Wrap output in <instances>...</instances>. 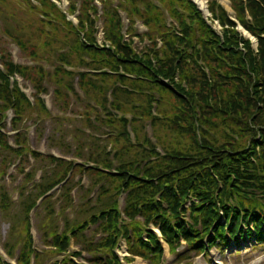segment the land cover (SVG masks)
Here are the masks:
<instances>
[{
    "label": "trees",
    "instance_id": "trees-1",
    "mask_svg": "<svg viewBox=\"0 0 264 264\" xmlns=\"http://www.w3.org/2000/svg\"><path fill=\"white\" fill-rule=\"evenodd\" d=\"M100 3L98 15L93 0H70L67 10L53 0H0V43L5 36L30 63L14 62L0 47V174L17 158V168L24 172L27 152L40 164L38 168H46V163L49 167L43 181L34 185L37 195L26 197L23 220L12 226L22 245L18 264H29L31 254L36 264H43L46 255L62 254L71 239L83 237L82 231L98 221L106 236L85 247L98 264H121L113 251L120 236L127 239L131 253L160 264L163 249L150 223L159 226L171 251L181 239L198 250L217 240L219 246H226L227 232L238 245V236L245 234L260 244L264 240V0H230L236 20L256 39V48L215 1L209 3V10L221 25L220 33L190 0ZM76 11L74 23L68 14ZM121 13L129 21L128 39ZM136 20L147 28L144 34L134 33ZM132 36L140 41L147 38L150 45L137 50ZM15 74L34 88L33 102L16 80L11 81ZM45 82L52 85L59 114H53L40 96L47 92ZM9 110L11 127L18 131L15 148L2 130ZM66 112L79 116V129L65 126L73 121ZM49 119L50 139L69 150L74 143L64 141L71 133L76 156L94 167L29 148L22 129L25 121L41 131ZM85 147L86 156L81 152ZM99 165L109 171L99 170ZM69 173L64 184L68 200L72 178L93 174L97 182L110 185L100 184L99 198L112 202L93 214L92 222L66 221L60 233L47 232L52 242L46 244L56 248L42 254L32 246L29 212ZM32 177L33 171L25 174L26 180ZM123 191L128 222L117 210V196ZM1 208L7 214L6 192L1 193ZM137 215L144 221H138ZM15 246L9 243L8 253ZM104 252L109 254L106 261L99 257ZM63 262L75 264L67 257Z\"/></svg>",
    "mask_w": 264,
    "mask_h": 264
},
{
    "label": "rangeland",
    "instance_id": "rangeland-1",
    "mask_svg": "<svg viewBox=\"0 0 264 264\" xmlns=\"http://www.w3.org/2000/svg\"><path fill=\"white\" fill-rule=\"evenodd\" d=\"M63 4L62 7L66 8L67 6V0H62ZM122 17H123V21L126 22L125 20V15L124 13H122ZM136 30L138 33H142L144 31L143 26L138 22L135 26ZM0 44H3L0 43ZM144 45L143 43L138 42L136 39H134V46L137 48V50L142 49ZM12 55V58L19 63H24V60L19 53L18 48L10 43V42H6L3 45ZM26 61V60H25ZM50 68V67H49ZM19 84L30 94L32 92V88L30 86V84L26 81H19ZM49 87V85H48ZM47 106L49 107V109L51 110V112L53 114H57L59 113L58 108L55 106L52 97H51V88H48V94L44 95ZM66 115H71V112H66ZM72 116H74L75 120L74 121H68L66 126H68L70 129H74V128H80V123L77 120V114H73ZM24 128L28 127V131H27V135L29 138V143L31 145V147L35 150H39L44 154H48V153H54L56 155H62L63 150L62 149H58V148H52L49 144V135L51 132V127L52 122L51 120H46L43 123V136H39L38 132L35 130V126L28 120L25 121V123L23 124ZM150 131V129H148V132ZM52 134V132H51ZM55 141H57L56 139H54ZM73 140L72 138V134L68 133L65 136V143H71ZM10 142H12V140H10ZM49 143V144H48ZM65 147V146H63ZM65 149V148H63ZM66 153V152H65ZM28 166L30 167L31 164H28ZM11 173H13V176H9L6 177L2 180H0V187H3L4 190H6L9 194H10V198H11V208H10V219H6L5 216L1 213L0 211V252L3 251V245L4 243L7 241V239L9 238V240L13 239L10 237V229H11V220H13L14 218L18 217L21 218L22 216V206H21V198H18V192H19V184L22 181V175L20 173H18L17 171L14 170H10ZM84 184H88V181H84ZM74 196L75 194H77L76 192H73ZM19 199V200H18ZM83 198H80V200H78V206L79 208H81L82 203H83ZM52 207L54 208L53 210V216H49L46 214L47 209L44 208L43 205H39L37 206L35 209L36 213L32 214V223H33V235H34V240H35V246L38 249H43L45 247V245L42 243V232L47 230L48 228H54L58 231H60L63 227H64V221L66 219H73V220H78L80 219L82 216L81 214H79L78 211H74V207L73 205L71 206L72 211L68 210L67 211H61L59 208L60 202L58 199V195L56 194L53 198H52ZM49 225H52V227H49ZM89 237L92 238H97L98 237V233L96 231H92L89 230L88 232H85ZM247 250L244 249H240L238 250L237 253H235V251H230V252H226L225 254L218 252L216 250V248H214L211 251L210 257L208 258H203V257H194L192 254L193 253H187L188 257L185 258H180L181 262L179 263L178 261H180L178 258L172 256V255H165L166 257V263L167 264H220V261L223 264H264V247H252L250 245H247ZM180 251L184 250L182 248V246H180L179 248ZM125 251V244L124 241H122L121 243V247H120V252L124 253ZM227 253L229 254L228 258H227ZM187 259V260H184ZM79 260V258L77 259ZM133 264H149L147 261H142L140 259H136V261Z\"/></svg>",
    "mask_w": 264,
    "mask_h": 264
},
{
    "label": "bare ground",
    "instance_id": "bare-ground-1",
    "mask_svg": "<svg viewBox=\"0 0 264 264\" xmlns=\"http://www.w3.org/2000/svg\"><path fill=\"white\" fill-rule=\"evenodd\" d=\"M200 7L205 8V0H197Z\"/></svg>",
    "mask_w": 264,
    "mask_h": 264
}]
</instances>
